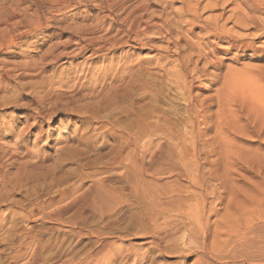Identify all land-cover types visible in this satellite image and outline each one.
I'll return each instance as SVG.
<instances>
[{
	"label": "rangeland",
	"instance_id": "obj_1",
	"mask_svg": "<svg viewBox=\"0 0 264 264\" xmlns=\"http://www.w3.org/2000/svg\"><path fill=\"white\" fill-rule=\"evenodd\" d=\"M53 1L0 0V264L33 263L29 235L50 241L40 264H264V108L237 98L238 107L219 120L214 96L221 81L210 89V76L202 77L194 93L215 103L193 118L198 133L188 141L198 160L192 174L203 186L193 189L196 199L206 197L204 214L188 227L177 220L182 207L173 208L171 220L157 214L153 197L144 207L133 189L143 184L163 206L177 201L167 194L190 181L150 157L155 145L152 153L136 151L126 139L144 109L166 111L176 122L187 117L174 88L147 64L164 55L159 46L166 45L89 48L75 57L76 31L108 11L102 0L59 7ZM199 1L201 7L207 2ZM129 55L149 66L143 64L149 69L136 77L137 86L95 84L99 71ZM220 62L222 70L207 73H239L264 101V49L239 58L222 54Z\"/></svg>",
	"mask_w": 264,
	"mask_h": 264
},
{
	"label": "bare ground",
	"instance_id": "obj_2",
	"mask_svg": "<svg viewBox=\"0 0 264 264\" xmlns=\"http://www.w3.org/2000/svg\"><path fill=\"white\" fill-rule=\"evenodd\" d=\"M99 1L81 0L80 3L86 5L89 2L98 3ZM53 2L58 7L70 4L69 0H54ZM182 2V7L176 9L174 7L175 0H102L100 8L108 11V15H99L94 23L76 31L81 41L78 43L79 53L75 57L80 56L89 48H96V51L106 49L111 52L126 48L144 51L147 47H155L154 44L157 42L166 45L161 48L159 46L164 55H159L153 64L150 61H147L149 62L147 64L153 72L165 78L174 88L179 100L185 105L184 112L187 117L176 122L166 111L158 108L144 109L147 112L143 117H137V124H130L126 144L133 150L140 146V150H149L150 153L153 151L151 148H154L153 145H155L154 151H157L153 152L150 157L157 162L172 165L174 172L178 171L179 176L186 177L190 181L191 185L185 189L181 187L167 194L168 198H175L177 201L171 200V203L163 206L154 196L146 193L147 190L143 184L133 189L137 203L148 207L147 204L153 197L155 200L152 205L154 206L153 210L156 207L154 211L157 214H160L161 211L167 213L169 220L174 218L172 216V211H175L173 208L182 207L184 211L178 214L177 220L188 227L202 219L204 199L206 198L200 194L201 200L196 199V192L193 189H202L203 186L200 178L192 174V168L198 165L195 149L189 145L188 141L189 134L198 133L193 118L199 119L198 116L210 112L214 107L215 100L219 120L224 118L226 111L231 110L234 106L238 107L237 98L242 103H249L250 108L254 105L257 108H264V101L259 97V89L253 86V83L252 85L243 84L244 80L248 81V78L230 70L224 76L207 73L209 69L217 71L223 69L220 62L222 54L234 52V55L239 58L240 56L244 57L246 52L257 53L264 49V42L260 45L255 43L256 40L264 38V19L259 16V14L264 15V0H207L202 7L199 0H183ZM230 5L233 6L231 15L225 18L226 8ZM204 12H210V14L204 18L202 16ZM229 23L232 24V27H228ZM238 29L254 32L242 36L237 34L236 30ZM172 56L176 58L171 60ZM145 62L138 58L134 59L130 55L126 59L123 57L117 66L109 65L110 68L107 66L108 69H103L105 72L99 71V77L94 79L95 84L99 81L111 80V83L120 82L129 88L137 84L136 77L144 73L146 67L144 68L143 64ZM147 64L145 65L147 66ZM205 76H210V89L221 81V86L216 90L214 101L213 97L200 99L194 93L195 89L202 86L199 80ZM142 85L144 84L142 83ZM220 123L224 124L221 121ZM222 127L223 125L219 129L221 130ZM206 129L209 127L207 126ZM191 138L194 140L192 135ZM144 151L140 152L144 154ZM141 156L144 157V155ZM180 166L184 168V171L180 169ZM139 179L141 181V178ZM177 203H181L182 206H177ZM41 207L44 209L46 206L43 203ZM35 209H33L32 215L38 211ZM39 212H41L42 218L49 216L45 215L44 211ZM50 217H52L51 214ZM173 220L176 221V218ZM81 221L84 220L81 219ZM82 224L84 225V223ZM29 239L35 240V242L32 241L34 246L28 243L33 247L30 256L34 262L31 264L37 262L40 264L43 261V249L50 241H47L43 236L35 238L34 235H29ZM28 244L27 247H29Z\"/></svg>",
	"mask_w": 264,
	"mask_h": 264
}]
</instances>
